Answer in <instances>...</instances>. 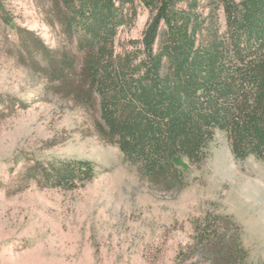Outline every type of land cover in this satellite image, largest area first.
<instances>
[{
  "label": "rangeland",
  "instance_id": "rangeland-1",
  "mask_svg": "<svg viewBox=\"0 0 264 264\" xmlns=\"http://www.w3.org/2000/svg\"><path fill=\"white\" fill-rule=\"evenodd\" d=\"M136 1L135 19L114 41V57L130 55L134 66L145 57L141 39L152 17ZM209 2L200 0L205 16ZM0 9L11 20L0 17V95L14 102L0 105V264H210L195 245L207 218L219 219L227 234L238 227L246 264H264L263 160L238 157L229 135L216 129L201 162L184 157L179 179L150 180L120 150L118 136L107 134L100 94L85 105L51 81L42 53L26 48L23 33L32 31L54 53L84 56L54 1L0 0ZM216 14L224 33L222 7ZM79 159L96 174L75 186L47 183L37 170Z\"/></svg>",
  "mask_w": 264,
  "mask_h": 264
},
{
  "label": "trees",
  "instance_id": "trees-1",
  "mask_svg": "<svg viewBox=\"0 0 264 264\" xmlns=\"http://www.w3.org/2000/svg\"><path fill=\"white\" fill-rule=\"evenodd\" d=\"M53 1L64 32L84 56L54 53L32 31L23 33L26 48L42 53L51 81L85 105L93 107L100 94L107 134L118 136L120 150L139 160L150 180L179 179L181 161L201 162L216 129L229 135L238 157L264 161V0H209L214 8L207 16L198 11L200 0H139L152 17L141 39L145 57L136 66L130 55L114 57L117 31L135 19L136 0ZM0 17L11 23L1 9ZM0 105L10 109L14 102L0 95ZM38 165L47 183L62 186L96 174L84 159ZM222 228L219 219L207 218L195 245L210 264H246L241 230Z\"/></svg>",
  "mask_w": 264,
  "mask_h": 264
}]
</instances>
